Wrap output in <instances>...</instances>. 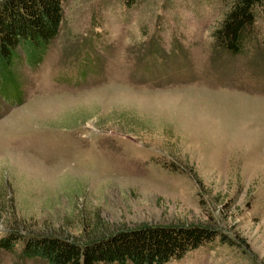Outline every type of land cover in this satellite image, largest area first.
Wrapping results in <instances>:
<instances>
[{"label":"rangeland","instance_id":"374dc122","mask_svg":"<svg viewBox=\"0 0 264 264\" xmlns=\"http://www.w3.org/2000/svg\"><path fill=\"white\" fill-rule=\"evenodd\" d=\"M228 7L66 0L45 54L0 79V235L206 224L229 240L165 264H264V11L228 54ZM22 249L0 264H48Z\"/></svg>","mask_w":264,"mask_h":264},{"label":"trees","instance_id":"16d2710c","mask_svg":"<svg viewBox=\"0 0 264 264\" xmlns=\"http://www.w3.org/2000/svg\"><path fill=\"white\" fill-rule=\"evenodd\" d=\"M66 0H0V79L20 62L40 59L57 37ZM140 0H124L128 8ZM229 7L215 27L217 45L237 54L254 38L264 0H223ZM223 232L206 224H143L74 238L61 232L10 229L0 235V247L14 250L23 243L28 258L48 264H165L215 240Z\"/></svg>","mask_w":264,"mask_h":264}]
</instances>
